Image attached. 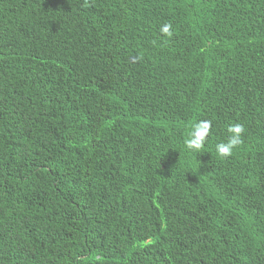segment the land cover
I'll list each match as a JSON object with an SVG mask.
<instances>
[{"label": "trees", "instance_id": "trees-1", "mask_svg": "<svg viewBox=\"0 0 264 264\" xmlns=\"http://www.w3.org/2000/svg\"><path fill=\"white\" fill-rule=\"evenodd\" d=\"M0 264H264V0H0Z\"/></svg>", "mask_w": 264, "mask_h": 264}, {"label": "clouds", "instance_id": "clouds-1", "mask_svg": "<svg viewBox=\"0 0 264 264\" xmlns=\"http://www.w3.org/2000/svg\"><path fill=\"white\" fill-rule=\"evenodd\" d=\"M85 5H88V0H84ZM172 24H164L160 28L163 36L171 38L173 32L171 31ZM155 44V42H154ZM212 122L209 120H201L190 125L187 139L184 140V146L188 151L200 152L205 145L206 139L210 135ZM245 129L243 125L237 123L227 127L228 140L224 143L216 145V152L220 158H229L233 155V150L239 148L243 144L241 139Z\"/></svg>", "mask_w": 264, "mask_h": 264}]
</instances>
